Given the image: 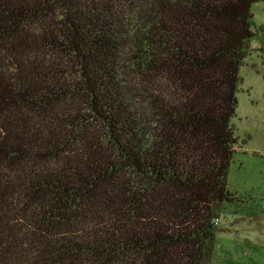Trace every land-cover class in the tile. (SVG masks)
<instances>
[{
	"label": "trees",
	"instance_id": "16d2710c",
	"mask_svg": "<svg viewBox=\"0 0 264 264\" xmlns=\"http://www.w3.org/2000/svg\"><path fill=\"white\" fill-rule=\"evenodd\" d=\"M258 2L0 0V264H238Z\"/></svg>",
	"mask_w": 264,
	"mask_h": 264
},
{
	"label": "rangeland",
	"instance_id": "374dc122",
	"mask_svg": "<svg viewBox=\"0 0 264 264\" xmlns=\"http://www.w3.org/2000/svg\"><path fill=\"white\" fill-rule=\"evenodd\" d=\"M250 11L256 35L239 69L241 85L232 120L238 142L227 178L228 190L243 203L234 225L229 215L220 220L216 237L236 263L264 264V4L253 3Z\"/></svg>",
	"mask_w": 264,
	"mask_h": 264
},
{
	"label": "built area",
	"instance_id": "2783aa9c",
	"mask_svg": "<svg viewBox=\"0 0 264 264\" xmlns=\"http://www.w3.org/2000/svg\"><path fill=\"white\" fill-rule=\"evenodd\" d=\"M261 201H262V206L264 207V196Z\"/></svg>",
	"mask_w": 264,
	"mask_h": 264
}]
</instances>
